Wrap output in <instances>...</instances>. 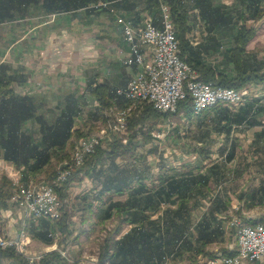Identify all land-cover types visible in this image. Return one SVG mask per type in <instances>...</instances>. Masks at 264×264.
<instances>
[{
    "label": "trees",
    "instance_id": "trees-1",
    "mask_svg": "<svg viewBox=\"0 0 264 264\" xmlns=\"http://www.w3.org/2000/svg\"><path fill=\"white\" fill-rule=\"evenodd\" d=\"M113 1L118 3L119 0H0V38L1 26L6 22L24 19L37 13L48 15L72 12L80 8L91 10L95 3ZM121 1L133 4L132 0L119 2ZM261 1L263 0H238L241 8H226L214 5L211 0H140L144 5L143 8L151 16L158 14L160 3H166L169 6L179 41V55L195 69L200 80L212 81L241 92L251 83L264 81V60L247 49V44L256 30L245 23L248 19L257 20L264 14ZM196 18L202 21L207 34L193 45L186 37V33ZM224 35H230L229 45L223 51L228 72L215 69L206 63L201 55L202 52L210 54L218 51L223 44ZM15 80L11 67L6 62H0V158L14 165L21 174L19 181L27 183L31 176L38 173H44L49 177L48 175L54 171L55 162L68 159L70 138L77 139L86 133L79 128H72L73 116L77 108L74 105L76 99L72 96L68 98L63 111L56 118L48 120L44 113L37 112V104L31 96L16 93L13 88ZM109 90L103 84L89 86L90 94L102 107L110 104ZM143 101L152 102L151 100ZM192 106L193 100L188 95L178 102L173 113H159L152 108L153 105H145L129 123L128 129L131 132L126 143L116 138L104 146L98 145L85 164L73 172L62 183L63 186L57 189L58 195L64 198L67 188L74 179L95 176L102 182L101 192L115 191L122 194L123 191H128L129 196L126 200L110 202L104 208L105 210L103 209L102 219L114 216L115 223L106 231L104 239L100 242L96 264H164L166 256L171 251H175L181 257L186 253L189 258L194 256L193 261L198 256L212 258L216 255H231L235 252V247L206 249L207 245L222 236V223L231 218L230 214L224 212L230 207L229 200L221 201L216 196L210 199L211 204L206 212L196 221L192 218V210L200 201L199 196H207L209 181L220 170V164L212 163L204 170L196 169V172L190 169L183 172L174 171L171 174L161 173L159 174L160 185L151 190L146 186L148 177L146 172L139 171L136 167L130 168L126 163V155L133 156V159L137 157L134 154L140 142L137 138L144 133L145 123H159V120L172 115L190 120L196 114H200L194 112ZM217 107L218 104H215L210 108ZM252 107L253 103H247L239 107L236 112L224 108L222 112H224L223 117L227 128L234 123L241 124L247 121L249 123L252 118L250 115ZM27 123H29L28 126ZM232 155L233 152L227 153L228 158ZM118 160L123 164L120 165ZM162 169L161 167L160 171ZM12 187L11 180L2 175L0 208L7 207L5 199L10 195ZM255 191L251 192L249 198L246 193L239 194L240 204L233 212L244 223L264 226V212L257 216L242 214L243 208H252L258 204L264 207V188L260 196H256ZM161 203L165 206L159 211L160 216L150 219L148 206L153 204L156 209ZM64 218L65 216L61 217L55 224L56 229L62 233L67 231ZM38 220L37 225L31 223L29 233L38 240L51 243L49 233L55 229V226L53 227V224L46 219ZM123 223L129 224L130 227L121 233ZM191 225L194 226V233H191L192 240L187 237V231ZM178 241L181 244L177 245ZM0 264L30 263L14 247H8L0 248ZM32 264L80 263L68 262L59 251L51 250Z\"/></svg>",
    "mask_w": 264,
    "mask_h": 264
},
{
    "label": "rangeland",
    "instance_id": "rangeland-1",
    "mask_svg": "<svg viewBox=\"0 0 264 264\" xmlns=\"http://www.w3.org/2000/svg\"><path fill=\"white\" fill-rule=\"evenodd\" d=\"M43 18H48V16L44 17L43 15L42 18L34 17L33 19L37 20L36 22H39ZM28 21L29 19L25 18L19 22H6L1 26L2 37L0 38V60L5 59L3 56V52L6 50V48H8L10 44V40L8 38L12 37L13 39H17L21 37L22 34L24 35L26 32ZM248 25L251 26L252 24L248 23ZM257 26V35L259 38L258 40H250L247 46L251 47L254 50L258 48L264 51V18L261 20V22L257 23ZM192 27L194 29V31H192L193 40L197 38L202 40L204 36L203 32L206 33L204 25L197 22ZM176 39L178 41L177 37ZM251 48H249V50ZM252 49L250 51H252ZM262 58L264 60V55L262 56ZM221 60L222 58H220L219 55V61ZM13 62L15 63L16 60H13ZM24 63L25 62L23 61V66H21L22 69H25ZM223 65L224 62L219 63L215 66V68L218 69V66L224 67ZM193 70L195 71V69ZM195 73L197 74L196 71ZM13 88H16L14 86V83ZM254 89L255 90H253V93L257 94L253 97L258 98L259 96H261L259 98H261V100H264V81L259 82L257 86L255 85ZM242 97L243 102L246 103L247 96L245 95V93L242 94ZM261 100H259L258 104H256L255 112L258 115V119H262L264 121V103L259 104L261 103ZM80 103V107L82 110V112L80 113V118H82V120L77 121V124L79 125V129L86 134L80 136L77 139H74L73 137L70 138L68 143V159L65 158L59 162H55L56 166L52 174L48 175L49 177H47L44 173H41L36 178L29 179L27 183L23 184L35 186L40 182L51 183L53 177L55 176L54 172H57V168L70 169L71 172L66 178L67 180L73 172H75L78 168H80V166L85 164V162L91 155H87L82 163L77 165L74 164L72 152L75 150L77 146L76 144L80 138L86 137L90 134L98 133L100 130H105L104 138L106 139V142H111L112 140L117 138L120 139L122 143H126L127 137L131 132V130H129L128 128L132 118H135L138 112L145 105H153V103L150 101L137 100L133 101L132 105H128V107L122 108L124 105H126L125 103L122 107L115 109L111 104H109V106L107 107L100 106L97 110V115L91 116L92 113H96L94 109L97 108L91 106L86 98H84ZM217 104H224L229 106L231 105V102H218ZM175 110L176 108L170 110L172 112L165 113H173L175 112ZM203 111L200 114H202ZM200 114H196V116ZM115 119H126L127 130L125 132L115 133L111 130H108L112 129ZM158 122L159 123H145V126L143 128L144 133L137 138L140 140L139 145L136 147L134 152L137 157L133 159V156H125L128 167H136L137 170L143 171L144 173L146 172V175H148V177L146 178V186L148 188H151V190H154L160 185L159 174L161 173L171 174L174 171L183 172L190 169L196 172V169L203 170L205 166L212 164L215 160L222 161L223 165L227 163V167L221 166L218 173L213 176L214 179H212V182L209 183V189L206 192L207 196H199L200 201L198 206H196L192 210V218L194 221L198 219L203 211L208 208V205L211 204L210 199H213L216 196L220 199L223 198V200H225L226 197L229 198L230 207L226 208L224 212L230 214L231 218L225 221L224 225L226 226V228L223 229L224 231L222 233V236L217 238V241L207 245L206 249H221L225 247L228 242H233V247H235V226L231 225L230 222L235 217L239 218L233 212L238 207V200L236 198V195L242 190L255 191L256 189L257 190L254 192L256 196H260L261 194H263L262 188H264V132H262V134L257 133L256 136L255 133L256 131H259L261 129L264 130V124H260L259 126L255 125L252 128H247L244 132L234 130L230 133L229 138H227L224 136V134H218L217 130L214 128L213 130L211 129L209 131L206 127L207 125H203L202 122H200L198 126H196L194 121L191 122L175 115L161 119ZM235 127L236 126H233V128ZM226 142L230 144V146L234 145V157L230 161H226L227 153H229L230 150V147L227 149L228 146H224ZM220 146L222 147V149H225L226 152L214 151V149L219 148ZM223 155L225 156V160ZM118 161L120 165L123 164L122 161ZM161 167L163 169L160 171ZM224 171H226L225 175L219 176ZM13 172L14 171L12 168L4 167L3 162H0V179L2 175H5L11 180V184L13 186L10 195L14 194V189H20V183H22L19 181V176L16 174L14 175ZM216 178H218L219 180H217ZM62 186V183H57V186L53 187L55 193L59 198L60 208L58 216H48V221L53 224V227L55 226V229L51 230V232L49 233L52 239L51 243L38 240L30 235L28 230L30 229V226L26 225V222H22V219L24 221H28L26 219L27 214L29 215V217L33 218L32 214H30L28 210H24L17 203L13 204L9 202L8 199L10 195L7 199H5L7 207L0 208V238H11L15 237L18 232L24 233L29 238V243L26 246L28 247V249H26V251L27 253L40 255L37 260L43 257L46 252L57 250L60 252V255L66 258L68 262L78 261L80 264H96L100 250V242L104 239L106 231H108L115 223L114 216L102 219V215H104L105 210L104 208H106L110 202L117 200H126L129 196L128 191L125 190L122 192V194H118L115 191L101 192L102 182L95 176H84L78 180L74 179L67 188V194L64 198H61L57 192V189H60ZM164 206L165 204L161 203L159 206L160 208L157 206L158 208L155 209L156 206H153V204L149 205L148 212L150 213V219H155L157 216H160L159 211H161ZM5 210L11 211V215H18L17 213H20V215L22 216V218H20L21 220L18 219L17 221L20 227L19 230L15 232L16 234H14V236L3 233L4 228L8 224L9 220V217L4 216L3 214L4 212H6ZM261 210L262 207L256 205L252 208H243L242 214L246 216H253ZM21 212L23 214L27 213L24 218ZM64 216V220H66L67 223V231L62 233L58 229H56L55 224L58 219ZM257 225L264 227L262 224ZM129 227V224L123 223L121 233L128 230ZM175 253V251H171V253L166 256L167 258L165 259L164 264H204L207 260L205 256H199L196 260L193 261L192 258L194 256H192V258L185 257V255L181 257L180 255L175 256ZM20 254H22V256L27 260L25 253ZM172 257L176 258L172 259Z\"/></svg>",
    "mask_w": 264,
    "mask_h": 264
},
{
    "label": "crops",
    "instance_id": "crops-1",
    "mask_svg": "<svg viewBox=\"0 0 264 264\" xmlns=\"http://www.w3.org/2000/svg\"><path fill=\"white\" fill-rule=\"evenodd\" d=\"M119 1L118 3L114 1L110 3H95L93 4V9L91 10L80 8L72 12L44 15V17L48 16V18H43L39 22H36L37 20H34L33 18H42L43 15L37 13V15L27 17L29 21L24 35L22 34L21 37L17 39H13L12 37L8 38L10 40V44L3 52V56L6 59V63L11 67V72L16 77V80L13 82L16 87L14 90L18 94L31 96L35 104H37V112L44 113L46 119L52 120L56 118L65 108L70 96L76 99L74 105L77 107L76 114L73 116V129L79 128L77 121L82 120V118H80V113L82 112L80 102L83 101L84 98L87 99L91 106L97 108L94 109L96 113H92L91 116L97 115V110L99 109L100 104L98 103L99 101H97L95 97L90 94V85L93 87L97 84L106 85L110 89L109 103L113 106V108L117 109L124 105V96L122 94H117L116 90L126 88L127 83L134 76L137 66L134 63L126 64L123 62V60L130 55V45L123 38L122 27L117 21V18L123 17L124 19L131 20L132 24L136 28H141L145 20H151L155 24H158L160 13L158 9V14L156 16H151L150 13L143 8L144 5L140 2V0H132V5L128 1ZM211 1L214 5L224 6L226 8H241L238 0ZM260 4L261 7L264 8V0L261 1ZM263 18L264 14L257 20L248 19L245 22L248 27H253L256 30V36H253V40H258L259 38L257 35V23L261 22ZM22 20L23 19H17L11 22H19ZM197 22L202 23L199 18H196L195 21L192 22V26ZM248 23H251L252 25L250 26ZM192 26L187 31L186 37L190 39L193 45H195L201 39L197 38L193 40L192 31H194V29ZM203 33L204 35L207 34V32ZM222 40L223 44L220 46L218 51L210 54L202 52L201 55L203 60L212 65L214 68L217 64L224 62V67L218 66L217 70L228 72V65L223 59V51L229 45L230 35H224ZM249 48L251 47L247 46L248 50ZM261 51L262 50L257 48L256 50L252 49L250 53L263 59L262 56L264 55V51ZM219 55L220 58H222L221 61H219ZM5 59L0 61L5 62ZM13 60H16V62L14 63ZM23 61L25 62V69L21 68V66H23ZM257 84L258 83H251L242 91V94L245 93L247 96L246 103L242 102L237 107H229L224 104H218L217 108L207 109L204 113L197 116L195 115L189 121H194L196 126L202 122L203 125H207L206 127L209 131L214 128L217 130L218 134H224L227 138H229L230 133L234 130L244 132L247 128L264 124V121L262 119H258V115L255 112V106L258 104V101L261 100V98H259L261 96L258 98L253 97L257 94L253 93V90H255L254 86H257ZM112 89H114L115 92L114 90L112 91ZM247 103H253L250 114L252 115V118H250V122H242L241 124L234 123L227 128L225 123L226 120L223 117L224 112H222L224 108L236 112L239 107L246 105ZM263 103L264 100H261V103L259 104ZM28 125L29 123H27V126ZM233 126L236 127L233 128ZM262 132H264L262 129L256 131L255 136L257 133L262 134ZM107 143L104 142L103 144ZM224 146H228L227 149L230 147L229 152H233L234 145L230 146V144L226 142ZM214 151L226 152V150L222 149L221 146L214 149ZM233 157V155L231 158L227 157L226 161H230ZM0 162H3L4 167L12 168L14 171L13 174L20 177L21 174L19 170L14 167V165L2 158H0ZM213 163H218L222 167H227V163L223 165L222 161L215 160ZM225 173L226 171L219 176H223ZM38 175L40 174L38 173L31 176L30 179L36 178ZM212 179L214 178L212 177L209 183L212 182ZM241 193H246L248 196L247 198L251 195L250 190H242L236 195L237 200L238 195ZM8 200L9 202L15 204L10 201V196ZM226 200H229V198L226 197L225 200H223V198L221 199V201ZM238 204H240L239 201ZM5 211L6 212L3 214L4 216L9 217V220L3 233L14 236V234H16L15 232L19 230L20 227L17 221L18 219L21 220L20 218H22V216L20 213H17L18 215H11V211ZM206 211L207 208L203 211V213ZM263 212L264 207H262L260 212L253 216L261 215ZM26 214L22 213L23 218ZM26 217L28 221H24L22 219V222H26V225L30 226L31 223H33V225H37V222L39 221L38 219L31 218L28 214ZM224 223H222L223 229L226 228ZM189 228L190 229L187 231V237L192 240L193 235L191 233H194V226L191 225ZM179 244H181L180 241H178V245ZM225 247L230 249L234 248L233 242H228ZM218 249L216 248L214 250ZM176 255L177 254L175 253V256ZM184 255L187 257V253ZM174 258L176 257H173V259ZM245 264H259V262L245 261Z\"/></svg>",
    "mask_w": 264,
    "mask_h": 264
},
{
    "label": "built area",
    "instance_id": "built-area-1",
    "mask_svg": "<svg viewBox=\"0 0 264 264\" xmlns=\"http://www.w3.org/2000/svg\"><path fill=\"white\" fill-rule=\"evenodd\" d=\"M159 10L158 24L145 20L141 28H136L131 20L117 18L122 27L123 38L130 45V55L123 62L137 66L126 88L116 90L117 94H122L125 98L126 105L123 107H127L134 97L141 95H153L152 108L160 113L176 108L178 102L186 95L194 99L192 108L195 109L215 105L218 98H231L229 107L240 105L243 102L241 91L212 81L200 80L193 68L180 57L169 6L160 3ZM158 102H167V109H158ZM108 130L115 133L125 132L126 119H115L112 129ZM104 135L105 130H100L80 138L72 152L74 164L82 163L98 145H103L106 142ZM70 172V169L57 168L51 183L40 182L35 186L20 183V189H14L10 201L17 203L24 210H32L33 218L48 220V214L58 216L60 201L53 187L57 186V183L65 182ZM230 224L235 226V252L208 258L205 264H245V261L264 264V227L244 223L237 217L233 218ZM28 243L29 238L19 232L15 237L0 238V248L12 246L19 253H25L28 263L32 264L40 255L27 253Z\"/></svg>",
    "mask_w": 264,
    "mask_h": 264
},
{
    "label": "bare ground",
    "instance_id": "bare-ground-1",
    "mask_svg": "<svg viewBox=\"0 0 264 264\" xmlns=\"http://www.w3.org/2000/svg\"><path fill=\"white\" fill-rule=\"evenodd\" d=\"M137 100H139V101H143V100H151L152 102H153V95H141V96H138V97H134L133 99H132V101H131V103H130V105H132V102L133 101H137ZM194 100V99H193ZM218 102H231V98H218V99H216V104L218 103ZM194 104V103H193ZM210 106H212V105H206V106H204V107H201L200 109H195L194 108V110H195V112L196 113H201L205 108H207V107H210ZM128 107V106H127ZM159 108H161V109H167V102H158V109ZM173 109H175V108H173ZM173 109H171V110H173ZM170 111V110H169ZM29 211V213L30 214H32V210H28ZM48 216L50 217V216H52V217H55L56 215L55 214H48ZM254 226V225H253ZM259 227H262V226H260V225H258Z\"/></svg>",
    "mask_w": 264,
    "mask_h": 264
}]
</instances>
